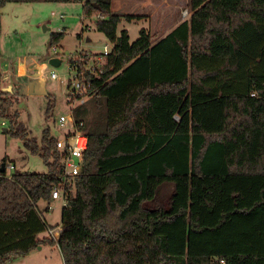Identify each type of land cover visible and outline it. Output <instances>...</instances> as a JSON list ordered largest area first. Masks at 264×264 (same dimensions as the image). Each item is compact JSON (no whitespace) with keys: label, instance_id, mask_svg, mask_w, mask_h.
<instances>
[{"label":"trees","instance_id":"trees-1","mask_svg":"<svg viewBox=\"0 0 264 264\" xmlns=\"http://www.w3.org/2000/svg\"><path fill=\"white\" fill-rule=\"evenodd\" d=\"M35 3H82L112 50L75 110L88 149L57 241L38 210L62 172L57 137L27 139L0 68L7 133L47 167L0 174V264L43 245L63 264H264V0H189V19L154 44L145 29L132 43L117 33L140 17L112 12L111 0H0V32L7 4ZM63 37L52 33L48 46Z\"/></svg>","mask_w":264,"mask_h":264},{"label":"rangeland","instance_id":"rangeland-1","mask_svg":"<svg viewBox=\"0 0 264 264\" xmlns=\"http://www.w3.org/2000/svg\"><path fill=\"white\" fill-rule=\"evenodd\" d=\"M162 1L164 5L160 6L159 3ZM82 6V3L7 4L1 11V70L12 67L18 69L23 64L26 69L24 73L21 71L24 74L23 77L26 75L25 72L42 73L41 77L39 74L38 76L45 84L44 95H21L18 91L15 94L3 91L9 98L15 99L10 112L18 114V122L22 123L27 130V139H34L38 144L45 129H48L54 137L61 135L56 126V120L69 110L65 88V82L69 74H72L69 70V59L80 53L97 58L103 53L105 45L112 46L102 33L95 30L99 19L95 16L84 17ZM162 8L166 9L167 20L161 28L150 23L151 18L157 20L165 14ZM111 11L140 17L130 22L122 19L117 33L125 29L129 42L132 43L139 37L140 30L145 29L151 35L153 44L166 36L178 24L188 20L191 14L189 0H113ZM149 18L150 23L144 21ZM83 27L89 30L84 28L79 40L77 36ZM59 32L64 33L63 39L50 48L48 44L51 34ZM54 47L57 49L56 53L53 50ZM52 58L61 61L59 67L53 68L48 65V61ZM91 65L88 63V66ZM51 73L58 75L61 82L52 81ZM8 85L9 81L4 80L1 88ZM50 100L54 101V104L49 114H46ZM9 127V120L0 116V164L3 159H6L14 164L16 172L46 173L47 167L43 159L36 154H31L19 138L7 133L6 130L8 131ZM11 172L6 170V176ZM167 193L168 189H164L162 196H166ZM49 207L50 210L45 211L47 204H38L42 218L50 226L60 225L62 210L60 201H51ZM39 238H46V233L39 235ZM6 264H63V261L56 246L43 245L29 255L12 258Z\"/></svg>","mask_w":264,"mask_h":264},{"label":"built area","instance_id":"built-area-1","mask_svg":"<svg viewBox=\"0 0 264 264\" xmlns=\"http://www.w3.org/2000/svg\"><path fill=\"white\" fill-rule=\"evenodd\" d=\"M94 16L97 19H101L100 15ZM84 28L87 29L86 27H83V29ZM53 50L56 53L57 49L55 47ZM111 50L112 46L109 47L108 45H105L101 56L95 59H90L92 62H84L83 69H80L78 65L69 64V70L72 71V74H69V78L65 82L69 110L66 114L60 115L56 120V126L61 135L56 138L55 145L60 156L62 172L58 180V185L52 189L50 196L51 201H60L62 207L67 204V189L73 185L74 179L79 175L84 153L88 149V137L83 129L84 123L80 120H76L75 110L78 107L87 104L90 96V83L87 80V76L92 75L95 78L98 77V71L96 69L101 66L104 57L108 56ZM82 54L83 53H80L71 59H78ZM88 63H91L92 65L88 66ZM39 75L41 77L42 73L39 72ZM50 79L52 81L58 80L61 82L60 77L55 73L50 74ZM2 125H4V123H2ZM5 169L12 171L14 166L12 163L6 162ZM7 177L10 178L9 175ZM49 210L50 207L48 206L47 211ZM60 235L61 224L47 229V236L54 241H57ZM210 264H227V262L223 258H215L211 260Z\"/></svg>","mask_w":264,"mask_h":264},{"label":"crops","instance_id":"crops-1","mask_svg":"<svg viewBox=\"0 0 264 264\" xmlns=\"http://www.w3.org/2000/svg\"><path fill=\"white\" fill-rule=\"evenodd\" d=\"M159 5L160 6L164 5V1L160 2ZM119 9H120V7H119ZM162 9L165 11V14L162 15L160 18H157V20L151 18V23H150L149 22L150 18H149L148 20L145 19L144 21H146L147 23L149 22L150 24L154 23L156 26H159L162 28L163 24H165L166 20H167L166 9L165 8H162ZM111 10H113V0H111ZM126 15H128V14H126ZM136 15H138V14H136ZM160 39H162V38H160ZM43 66L44 65H42V67ZM25 70L26 69L24 68L23 64H21L18 69H16L15 67H12L11 69L10 68L2 69L1 74L3 76H2L1 83L4 80L5 81L7 80V81H9V85L5 88H1V90L8 91V92H11L13 94H15L16 91H18V93L21 95H33V94L34 95H44L43 93H39L41 81L33 78L34 76H38L37 72H35V73L25 72L26 75L23 77V75H24L23 73ZM21 71H23V73H21ZM26 76H28V78H25ZM17 85H20V86H17ZM42 89L46 93L44 83H43ZM6 132H7V130H6ZM7 162H9V161H7ZM13 166H14V164H13ZM14 169H15V166H14Z\"/></svg>","mask_w":264,"mask_h":264},{"label":"water","instance_id":"water-1","mask_svg":"<svg viewBox=\"0 0 264 264\" xmlns=\"http://www.w3.org/2000/svg\"><path fill=\"white\" fill-rule=\"evenodd\" d=\"M60 64H61V61L59 60V59H57V58H52V59H50L49 61H48V65L49 66H51V67H53V68H57V67H59L60 66ZM37 74H39V72H37ZM40 76V75H39ZM39 76H34L33 78H35V79H37V80H41L40 79V77ZM43 83L44 82H42L41 81V84H40V88H39V93H43V94H45V92L43 91V89H42V87H43ZM4 90H2V92H3ZM5 164L4 163H1L0 164V174H4L5 173Z\"/></svg>","mask_w":264,"mask_h":264},{"label":"flooded vegetation","instance_id":"flooded-vegetation-1","mask_svg":"<svg viewBox=\"0 0 264 264\" xmlns=\"http://www.w3.org/2000/svg\"><path fill=\"white\" fill-rule=\"evenodd\" d=\"M17 86H20V85H17Z\"/></svg>","mask_w":264,"mask_h":264}]
</instances>
